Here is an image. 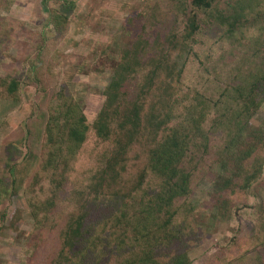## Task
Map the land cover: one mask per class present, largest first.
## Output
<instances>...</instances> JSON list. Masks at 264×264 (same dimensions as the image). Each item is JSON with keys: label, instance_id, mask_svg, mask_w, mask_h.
Segmentation results:
<instances>
[{"label": "trees", "instance_id": "obj_1", "mask_svg": "<svg viewBox=\"0 0 264 264\" xmlns=\"http://www.w3.org/2000/svg\"><path fill=\"white\" fill-rule=\"evenodd\" d=\"M45 5L55 35L30 36L35 41H30L29 70L25 77L0 76V101L19 102L24 79H36L46 95L40 76L44 57L50 54V45L52 52L64 36L74 5L61 0H47ZM171 11L175 12L173 22L163 25L162 33L144 31L123 55L91 124L61 87L48 110L49 102L43 106L42 96L38 107L46 124L39 131L29 127V137L45 139L46 152L28 184L32 229L25 245L28 257L21 264H191L189 250L198 231L197 210L191 203L199 176L195 158L215 149L204 126L211 119L213 130L223 125L227 130L216 145V160L209 165L214 177V215L231 217V199L238 190L247 192L260 178L264 159L254 155L264 147V126L257 130L247 126L262 102L256 100L255 90L264 88V51L254 56L259 62L249 59L251 68L255 64L248 73L254 80L251 90L238 89L231 107L226 104L224 108L205 84L183 87L185 67L178 70L172 61L174 53L192 50L213 28L231 40L244 36L248 28L241 26L243 18L248 21L247 15L228 0H182ZM9 22L0 16V42L10 40L13 26ZM212 70L219 72L218 67ZM20 139L9 140L0 159V226L14 189L11 172L19 158ZM90 146L100 153L102 166L85 181L70 186V170ZM134 159L142 165L128 184L124 168ZM252 210L255 218L250 233L234 243L236 252L228 258L239 259L241 264H264V207Z\"/></svg>", "mask_w": 264, "mask_h": 264}, {"label": "rangeland", "instance_id": "obj_2", "mask_svg": "<svg viewBox=\"0 0 264 264\" xmlns=\"http://www.w3.org/2000/svg\"><path fill=\"white\" fill-rule=\"evenodd\" d=\"M61 1L74 5V10L69 16L64 36L55 42L56 47L52 52L50 45V54L46 53L44 57L43 74L40 76L47 86L46 95L43 96L40 85L32 77L34 80L31 82L25 79L22 81L19 102L0 101V159L4 145L9 140L21 137L22 141V145H18L19 158L11 172L14 189L6 205V218L0 226V264H21V259L28 257L25 255V245L32 229L28 184L40 170L46 152L45 139L29 137V127L35 131L45 127V114L39 112L38 107L42 96L45 98L43 106L49 102L48 110L56 103L58 89L61 87L72 96L86 121L91 124L103 106V92L126 51L135 45L140 36L143 37L144 31H151L154 35L162 33L163 25L173 22L171 18L175 12L169 11L176 8L179 1L182 3V0ZM46 2L0 0V16L13 26L9 31L10 40L0 42V76L11 74L25 77L24 73L29 70L28 57L32 56L31 42L35 41L31 35L46 33L49 38L54 37L52 27L48 25ZM228 2L235 8H242L248 17L247 22L241 18V29L248 28L244 36H236L231 40L222 37L224 32L218 27L213 28L209 36L201 38L196 46H191L192 50L189 49L185 54L174 53L172 56V61L178 64V70L185 67L183 87L205 84L210 96L218 100V105L223 108L226 104L231 107L238 89L243 93L251 90L254 80H251L248 73L253 72L255 64L251 68L249 59L259 62L257 57L264 51V0ZM176 29H180V25ZM256 43L259 47L262 44L260 50ZM213 67H218L219 72H214ZM255 92L256 100L261 99L262 102L247 126L251 130L264 126V88L260 87ZM212 117L215 119L216 115ZM211 124L212 119L204 126L213 137L215 149L211 150L210 155L205 153L206 157L195 158L199 176L196 178L191 203L197 210L198 231L194 246L189 250V259L191 264H241L239 259L232 260L228 256L236 252V245L249 235L252 219L255 218L252 209L261 205L264 207V165L258 181L247 192L238 190L236 198L231 199V217L227 214L223 217L215 216V196L211 183L214 177L209 165L216 160V145L227 130L224 125L221 129L213 130ZM99 154L91 146L85 155L80 154L70 170V186L85 181L101 168L102 165L98 163ZM131 157H135V154H131ZM254 157L264 159V147ZM141 165L139 159L127 162L124 168L126 183L133 182ZM232 247L234 249L230 252ZM259 256L263 257L262 254Z\"/></svg>", "mask_w": 264, "mask_h": 264}]
</instances>
